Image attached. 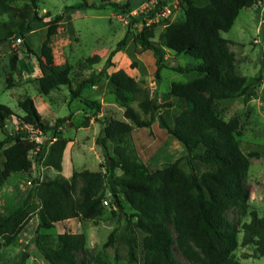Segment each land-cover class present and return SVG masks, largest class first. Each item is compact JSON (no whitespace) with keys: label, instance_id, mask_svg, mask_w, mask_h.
I'll return each instance as SVG.
<instances>
[{"label":"trees","instance_id":"16d2710c","mask_svg":"<svg viewBox=\"0 0 264 264\" xmlns=\"http://www.w3.org/2000/svg\"><path fill=\"white\" fill-rule=\"evenodd\" d=\"M29 1L38 8L39 0ZM140 1H103L98 5H88L84 0L66 7L64 12L53 17L51 14L35 16L33 20L48 26L40 52L35 54L42 73L36 79L39 91L47 95L72 84L70 66L56 63L52 47L53 36L59 31L65 12L110 6L122 13H130L135 2ZM256 2L204 0L199 3L198 0H181L183 18L173 22L164 19L161 46L152 40L157 24L137 30L136 25L142 17L131 14L125 36L110 52L106 67L113 63L112 58L127 39L133 37L144 49L153 52L158 78L164 68L194 72L195 76L171 84L169 95L174 100L162 104L145 97L139 101L138 110L130 104L140 90L137 80L124 69L109 74L115 98L125 108L126 120L111 118L101 128L96 142L104 152L102 169L74 170L70 178L57 175L44 180L33 179L23 201L0 212V238L4 243H14L35 214L38 228L34 244L48 264H78V251L84 252L81 264H91V260L95 264H108L101 254L88 248L85 233L65 231L53 239L49 233H41L40 229L53 228L56 223L70 218L96 219L103 214L104 201L109 194L112 195V203L122 207L118 197L122 193L133 209L131 217L126 220L125 236L131 264L138 260L139 232L142 233L140 264H242L234 256L239 245H253L255 256H264V216L257 209L250 208L251 193L245 182L249 158L260 154L242 151L238 123L225 120L219 111L222 101L252 94L261 81L260 76L249 78L237 72L235 54L230 49L229 40L221 34L233 26L243 8H249ZM23 30L20 35H24ZM3 41L0 36V43ZM166 48L199 61L193 66L169 65L165 57ZM98 62V55L86 59L88 66ZM99 75L81 80L71 90L72 94L76 97L85 87L96 84ZM19 106L24 111L21 128L15 133H6L0 140V153L4 156L3 180L13 172L31 170L30 151L44 147L36 140L35 130L43 133L53 131L61 123V119L54 125L45 122L30 96L19 100ZM163 107V112L157 114ZM172 108L174 113L170 112ZM13 113L10 106L0 104V126ZM157 119L161 127L184 144L187 154L151 170L147 163L129 152L125 141L134 127H150ZM109 141L113 143V154L109 153ZM66 143L64 138L56 140L52 146L56 155L50 156L47 165L62 169ZM182 160H186L189 172L181 166ZM198 163L207 165L208 169L199 174ZM117 170L121 174H117ZM235 206L241 216L249 215V220L241 223V229L228 218V211ZM114 240L115 232L111 231L104 246H111ZM175 244L186 261L175 258Z\"/></svg>","mask_w":264,"mask_h":264},{"label":"rangeland","instance_id":"374dc122","mask_svg":"<svg viewBox=\"0 0 264 264\" xmlns=\"http://www.w3.org/2000/svg\"><path fill=\"white\" fill-rule=\"evenodd\" d=\"M88 5H98L103 1L124 2L126 0H86ZM84 0H39L35 8L29 0H0V104H7L13 110L3 126H0V140L6 133H15L21 128V117L24 111L19 106V100L30 96L40 112L42 119L54 125L61 119L56 130L43 133L34 131L36 140L44 147L30 151L32 168L30 171L13 172L5 180L1 169L4 156L0 153V212L7 207L20 204L25 198L33 179H49L57 175L70 178L74 170H100L105 161L104 152L96 140L105 122L111 118L124 119L125 108L117 102L109 74L124 69L133 76L139 86L132 106L140 110L139 101L145 97L166 104L174 100L169 95L173 82L192 79L194 72H179L164 68L160 78L156 76L155 57L151 50L144 49L133 37H129L122 48L112 58V64L106 67L110 52L123 39L131 20V14L142 17L137 23V30L146 25V10H142L143 0L130 13H122L110 6L105 8L86 7L65 12L64 19L59 24V31L53 36L52 47L57 64H67L71 68V86H62L44 95L39 91L36 79L42 75L36 53L40 52L47 36L48 26L41 21L33 20L35 16L51 17L64 12L66 7L78 5ZM203 3L204 0H198ZM172 8L168 22L183 18L181 0H165ZM137 10L138 13H134ZM144 11V12H142ZM48 18V17H46ZM164 19L155 22V36L152 39L157 46L160 44V34L164 29ZM24 35H20L21 30ZM229 40L230 49L235 54L237 72L243 76L261 77L258 86L252 94L231 98L219 104L220 115L225 120H235L239 127V142L243 152H259V157H250V167L245 182L250 189V208L257 209L264 216V0L243 8L228 31L221 32ZM98 55L100 62L88 66L86 59ZM165 57L169 65L193 66L199 60L188 54H178L174 50L165 49ZM102 72V73H101ZM99 73H101L99 75ZM98 82L85 87L78 96L72 91L77 84L88 77L98 76ZM159 108L157 114L163 112ZM174 108L170 112H175ZM172 119V118H171ZM66 139V147L62 154L61 166L58 170L46 162L50 156H55L52 146L57 139ZM125 144L129 152L151 170L161 167L164 163L173 162L187 154L183 143L172 136L159 125L158 119L150 127H134L126 137ZM109 153L113 154V143L108 142ZM40 151V152H39ZM42 152V153H41ZM56 159V157H54ZM181 166L190 171L186 160ZM208 166L198 163L200 174ZM117 174H121L117 170ZM122 207L112 203V195L106 201L103 214L96 219L70 218L56 223L53 228L40 229L41 233H49L53 239L65 231L85 233L87 246L101 254L108 264H131L128 246L125 242L126 220L131 217L133 209L118 194ZM228 218L241 229V223L249 220V215L241 216L238 207L228 211ZM135 220V218H134ZM38 219L35 214L19 232L16 241L6 244L0 238V264H48L43 255L36 250L34 239L37 233ZM172 231L173 227L171 226ZM115 232V240L111 246L105 247L108 235ZM175 234V233H174ZM139 242L136 249L137 263L142 261V233H138ZM242 232H239L241 239ZM175 258L186 261L180 248L174 245ZM253 245H239L234 256L242 264H264V256H255ZM84 257V252H77L78 264ZM188 263V262H187ZM91 264H95L91 260ZM189 264V263H188Z\"/></svg>","mask_w":264,"mask_h":264},{"label":"built area","instance_id":"2783aa9c","mask_svg":"<svg viewBox=\"0 0 264 264\" xmlns=\"http://www.w3.org/2000/svg\"><path fill=\"white\" fill-rule=\"evenodd\" d=\"M142 10H146V25H151L152 23L159 22L160 18H167L172 13V8L165 4V0H143ZM144 12V11H142ZM134 13H138L137 10ZM138 15V14H133ZM108 203V201H104Z\"/></svg>","mask_w":264,"mask_h":264}]
</instances>
